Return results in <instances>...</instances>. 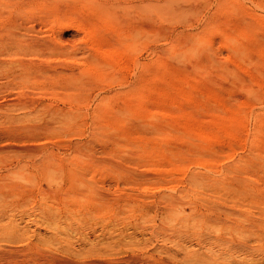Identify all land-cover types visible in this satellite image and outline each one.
<instances>
[{"label":"rangeland","instance_id":"1","mask_svg":"<svg viewBox=\"0 0 264 264\" xmlns=\"http://www.w3.org/2000/svg\"><path fill=\"white\" fill-rule=\"evenodd\" d=\"M218 6L0 0V264L264 261V0Z\"/></svg>","mask_w":264,"mask_h":264},{"label":"bare ground","instance_id":"2","mask_svg":"<svg viewBox=\"0 0 264 264\" xmlns=\"http://www.w3.org/2000/svg\"><path fill=\"white\" fill-rule=\"evenodd\" d=\"M219 3H220V7L218 6V7H219L218 9H223V10L227 11V12L230 14V13L233 12V10H232V5L236 3V0H219ZM238 3H239V2H238ZM241 9H243V8H241V6H239V5H237V8H236V10H235L234 12L237 13L238 11H240L241 14H240V13H239V14L242 15L243 12H242ZM236 15H237V14H236ZM228 20H229V19H228ZM226 21H227V20H226ZM236 21L239 22L238 19H237ZM231 22H232V21H231ZM227 23H228V21H227ZM229 23H230V22H229ZM229 23H228V24H229ZM232 23H233V22H232ZM230 25H231V23H230ZM232 25H233V24H232ZM235 25H236V24H235ZM238 25H239V24H238ZM238 25H237V26H238ZM228 26H229V25H228ZM239 26H241V25H239ZM231 27H232V26H231ZM233 27H234V26H233ZM4 28H5V27H4ZM234 28H236V26H235ZM239 28H240V27H239ZM211 29H212V28H211ZM211 29H209V36H211V34H212V35L214 34V30H213V29L211 30ZM232 29H233V28H232ZM241 30H242V29H241ZM232 31H233V30H232ZM238 31H240V30L238 29ZM235 32H236V30H235ZM87 33H88V35L90 34L89 32H87ZM210 33H211V34H210ZM82 34H83V33H82ZM0 35H1V34H0ZM86 35H87V34H86ZM239 35H240V34H239ZM1 36H2V35H1ZM1 36H0V37H1ZM19 36H20V35H19ZM92 36H94V33H93ZM222 36H223V38H224L225 34L222 35ZM5 37H6V36H5ZM5 37H2V38H5ZM94 37H95V36H94ZM94 37H93V38H94ZM6 38H7V37H6ZM88 38H89V37H88ZM91 38H92V37H90V39H91ZM224 39H225V38H224ZM1 40H2V39H1ZM1 40H0V42H3V41H1ZM10 40H11V39H10ZM13 40H14V39H13ZM84 40H85V39H84ZM6 41H7V39H6ZM8 41H9V40H8ZM11 41H12V40H11ZM17 41H18V40H17ZM224 41H225V40H224ZM13 42H14V41H13ZM7 43H8V42H7ZM9 44H10V43H9ZM2 45H3V44H2ZM13 45H14V44H13ZM3 46H5V45H3ZM7 46H9V45L7 44ZM10 47H11V46H9V48H10ZM4 48H6V46H5ZM4 48H3V50H4ZM7 48H8V47H7ZM14 48H15V47H14ZM102 48H103V47H102ZM16 49H17V48H15V51H16ZM7 50H9V49H7ZM12 50H13V49H12ZM98 50H99V49H98ZM105 50H107V49H105ZM5 51H6V50H5ZM112 51H113V50H112ZM112 51H111V52H112ZM3 52H4V51H3ZM7 52H8V51H7ZM7 52H5V53H7ZM103 52H104V51H103ZM103 52H101V54H102ZM111 52H110V53H111ZM114 52H115V51H114ZM116 52H117V51H116ZM116 52H115V53H116ZM8 53H10V52H8ZM12 53H13V52H12ZM15 53H16V52H15ZM104 54H105V53H104ZM106 54L108 55L109 53H106ZM9 55H10V54H9ZM11 55H12V54H11ZM111 55H112V53H111ZM115 55H116V54H115ZM117 55H119V54H117ZM109 56H110V55H109ZM2 57H3V56H2ZM4 57H5V56H4ZM105 57H107V56L105 55ZM0 58H1V57H0ZM107 58H111V57H107ZM107 58H106V59H107ZM1 62H2V61H0V64H3V63H1ZM17 64H18V63H17ZM4 65H5V63H4ZM12 65H13V63H12ZM119 65H121V64H119ZM119 65H118V66H119ZM17 66H18V65H17ZM10 67H11V66H10ZM0 68H1V65H0ZM19 68H20V66H19ZM26 68H27V67H25V69H26ZM27 69H28V68H27ZM29 69H30V67H29ZM31 70H32V68H31ZM18 71H19V70H18ZM21 71H22V69H21ZM13 73H14V72H13ZM17 73H18V72H17ZM17 73H14V74H17ZM19 73H20V72H19ZM21 73H22V72H21ZM64 73H65V72H64ZM28 74L30 75V73H28ZM32 74H33V73H32ZM45 74H46V72H45ZM0 75H2V74L0 73ZM22 75H23V73H22ZM51 75H52V74H51ZM3 76H5V75H3ZM7 77H9V76H7ZM7 77H6V78H7ZM12 77H13V76H12ZM24 77H25V76H24ZM9 78H10V77H9ZM15 78H16V77H15ZM21 78H22V76H21ZM25 78H26V77H25ZM30 78H31V77H30ZM17 79H19V78H16V81H17ZM22 79H23V78H22ZM31 79L34 80L35 78L33 77V78H31ZM2 80H3V79H2ZM26 80H27V78H26ZM28 81H29V80H28ZM12 82H13V81H12ZM18 82H19V81H18ZM22 82L24 83V81H22ZM3 83H4V81H3ZM7 83H9V82H7ZM0 84H1V83H0ZM28 84H29V83H28ZM4 85H6V84L4 83ZM13 86H14V85H13ZM18 86H19V84H18ZM11 87H12V86H11ZM5 88H7V87H5ZM9 88H10V87H9ZM14 88H15V87H14ZM1 90H2V89H1ZM8 90H10V89H8ZM20 90H21V89H20ZM2 91H3V90H2ZM5 91H7V90L5 89ZM5 91H4V92H5ZM0 93H1V92H0ZM187 130H188V129H187ZM195 132H196V131H195ZM184 133H185V132H184ZM193 133H194V132H193ZM193 133H192V134H193ZM190 134H191V133H190ZM195 134H196V133H195ZM195 134H194V136H196ZM199 135H201V134H198V136H199ZM7 136H8V135H7ZM10 136H11V135H10ZM184 136H185V135H184ZM192 136H193V135H192ZM188 137H190V136H188ZM188 137H187V138H188ZM200 167H201V166H200ZM153 169H154V168H153ZM153 169L151 168V170H153ZM154 170H155V169H154ZM176 171H177V170H176ZM153 172H154V171H153ZM191 183H192V182H191ZM169 189H170V188H169ZM256 200H257V199H256ZM43 201H44V200H43ZM257 201H258V200H257ZM219 212H220V211H219ZM225 214H226V213H225ZM232 214H233V213H232ZM263 214H264V213H263ZM230 216H231V215H230ZM256 218H258V216H257ZM262 221L264 222V217H263V220H262ZM260 225H261V224H260ZM258 226H259V225H258ZM249 227H250V226H247V228H249ZM251 227L254 229V230H252V231H255L256 229L258 230V228H254L252 225H251ZM261 227H262V229H264V225H262ZM249 229H251V228H249ZM241 230H242V229H241ZM246 230H247V229H246ZM257 230H256V231H257ZM243 231H245V230L243 229ZM263 231H264V230H263ZM247 232H248V230H247ZM258 232H259V231H258ZM250 233H253V232H251V230H250ZM254 233H255V232H254ZM256 233H257V232H256ZM262 233H263V232H262ZM241 234H242V233H241ZM258 234H259V233H258ZM249 235H250V234H249ZM256 236H257V235H256ZM260 236H262V234H261ZM102 237H103L102 240H105L104 235H102ZM245 237H246V236H245ZM259 238H260V237H259ZM259 238H258V239H259ZM263 238H264V236H263ZM262 240H263V239H262ZM98 241H100V240L96 239V245L99 244ZM206 241H207V240H206ZM208 241H209V239H208ZM203 242H204V241H203ZM199 243H200V242H199ZM200 244H201V243H200ZM204 244H205V246H206L207 243L205 242ZM243 245H244V244H243ZM203 247H204V245H203ZM206 247H207V246H206ZM206 247H205V249H206ZM207 249H209V248H207ZM104 250H105V249H102V248H100V247H99V248H97V247H95V248L92 247L90 253H88V254H89L90 256H92V255L94 256L95 254H100V253L103 252ZM209 251H210V250H209ZM263 251H264V250H263ZM104 252L107 253V251H104ZM158 252H159V250H158ZM106 253H104V254H106ZM165 253H166V252H165ZM198 253H199V252H198ZM198 253H197V255H198ZM262 253H263V252H262ZM144 254H145V253H144ZM200 254H201V252H200ZM200 254H199V256H196L195 258H194V256H193L194 259L191 260V262L194 263V264H202V263L204 262V260H207V261H208V259L211 258V257H210V254H211L210 252H208V253L205 252V253H203V255H202V254L200 255ZM89 255H88V256H89ZM260 255H261V254H260ZM96 256H99V255H96ZM102 256H103V255H102ZM102 256H101V257H102ZM261 256H262V255H261ZM99 257H100V256H99ZM104 257H106V256H104ZM123 257H124V256H123ZM138 257H139V256H138ZM138 257H136V258H138ZM174 257H175V256H174ZM191 257H192V256H191ZM95 258H96V257H95ZM124 258H125V257H124ZM124 258H123V259H124ZM126 258H127V257H126ZM126 258H125V259H126ZM150 258H151V257H150ZM263 258H264V255H263ZM123 259H122V261H124ZM139 259H140V258H139ZM152 259H153V258H152ZM163 259H164V258H163ZM165 259H168V258H165ZM190 259H191V258H190ZM127 260H129V262H130V258H129V257L127 258ZM146 260H147V259H146ZM153 260H154V259H153ZM155 260H156V259H155ZM168 260H170V258H169ZM171 260H172V259H171ZM209 260H210V259H209ZM258 260H259V258H258ZM93 261H94V260H93ZM113 261H114V260H113ZM116 261H117V260H116ZM120 261H121V260H118L119 263H120ZM122 261H121V264L123 263ZM125 261H126V260H125ZM125 261H124V262H125ZM175 261H176V260H175ZM189 261H190V260H189ZM107 262H108V261H107ZM107 262H106V264H107ZM132 262H133V261H132ZM132 262H131V263H132ZM135 262H136V261H135ZM146 262H147V261H146ZM148 262H149V261H148ZM154 262H155V261H154ZM162 262H163V261H162ZM180 262H181V261H180ZM182 262H183V260H182ZM86 263H87V262H86ZM98 263H99V262H98ZM102 263H103V262H102ZM102 263H101V264H102ZM127 263H128V262L126 261V264H127ZM140 263H141V261H140ZM140 263H138V264H140ZM155 263H156V262H155ZM165 263L168 264V262H165ZM77 264H78V263H77ZM94 264H95V263H94ZM96 264H97V263H96ZM99 264H100V263H99ZM111 264H112V263H111ZM114 264H115V263H114ZM116 264H117V262H116ZM135 264H137V263H135ZM153 264H154V263H153ZM162 264H163V263H162ZM207 264H210V263H207ZM257 264H264V261L261 260V263H260V261H259Z\"/></svg>","mask_w":264,"mask_h":264}]
</instances>
